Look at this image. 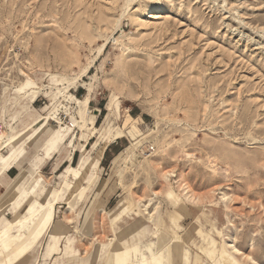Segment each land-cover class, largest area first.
<instances>
[{"label": "rangeland", "instance_id": "1", "mask_svg": "<svg viewBox=\"0 0 264 264\" xmlns=\"http://www.w3.org/2000/svg\"><path fill=\"white\" fill-rule=\"evenodd\" d=\"M27 77L37 85L76 78L67 91L79 99L93 88L87 107L93 125L86 136L78 126L73 133L77 151L87 142L73 165L82 154L89 163L55 207L61 249L43 257L46 234L19 264H112L104 246L111 243L108 251L137 245L144 253L150 244L165 254L173 219L191 260L192 240L208 230V219L222 233L219 243L264 264V0H0L3 134L23 129L28 115L49 104L38 94L30 112L21 108L32 95ZM17 87L25 97L16 96ZM57 115L66 124L77 117L75 100H63ZM106 117L111 134L103 141L96 132ZM105 142L114 148L104 156ZM114 149L121 152L113 159ZM65 165L34 173L43 178V191L34 193L40 202L64 187ZM166 172L168 179L161 177ZM166 182L189 207L186 215L169 203ZM123 200L133 211L118 218ZM86 221L90 232L82 233ZM67 239L76 251L71 260L63 255Z\"/></svg>", "mask_w": 264, "mask_h": 264}, {"label": "bare ground", "instance_id": "2", "mask_svg": "<svg viewBox=\"0 0 264 264\" xmlns=\"http://www.w3.org/2000/svg\"><path fill=\"white\" fill-rule=\"evenodd\" d=\"M128 5L129 3L124 4V9L122 8L123 11L121 13L122 16L126 12ZM155 7L158 9L160 6L157 5ZM129 16L131 22H137V25L142 24V22L138 21L136 18L135 13H130ZM114 31H116V29ZM91 67L92 63L81 71L78 79L87 75ZM51 77L55 78L54 75ZM26 80L33 83V79L29 77H27ZM75 83L76 78L61 83L53 80L48 84L42 85L33 83V86L31 87L32 95L30 98H26V103L24 104L26 112L31 110L29 107L33 100L37 98L38 94H45L49 98V104L42 106L39 109V113L36 115H28L27 118L29 119V123L23 129L14 131L11 127V129L9 128V131L11 132L7 131L5 134H3V131L0 132V151L6 150L3 154H0V177L2 176L3 171L15 163L24 153L27 144L41 134L50 118L55 120L58 126L55 127L51 134L45 139L43 146L40 148V150H42L41 156L46 160L49 159L53 153L60 152L61 147L77 126L82 131L81 136H86L85 131L91 130L93 121L87 116V107L92 97L93 88L90 87L82 99L75 98L67 91L69 86L74 85ZM14 92L18 97H25V93L21 92L18 87L14 89ZM68 97L74 99L77 103L78 116L71 117V121L66 124L62 122L63 120L61 121L57 114L59 105H61L62 101L66 100ZM113 104L114 98L111 97L110 101L106 104V109L111 111ZM108 120V117H106L103 126L96 132V134L98 133L103 136V141H105L111 134L108 128ZM119 137H121V135L118 134L113 136L111 140ZM88 158V155L83 154L76 167L70 164L63 167L60 176L64 179L65 185L63 188L54 189L51 192L49 202L45 205H42L32 194L35 186L42 179L41 176H39L38 180L33 182L28 188H22L18 185V181H12L11 186L5 189L6 192L14 193L16 191V193L14 194L13 202H8L0 208V215L1 212L3 213L5 211L14 214L13 219L4 226H2L3 220H0V264H19L25 261L34 252L50 229L52 218L54 216V204L60 199L65 190L73 187V180L81 176V171L83 166L88 162ZM97 171L98 170L95 172V177L98 174ZM169 176H171V174L166 172L163 173L161 177L168 179ZM95 177L89 178L88 183L92 184ZM166 184L168 186L166 197L169 199V203L176 208V211L183 212V214L186 215L189 212V207L180 200L179 195L173 191L172 187L168 185V182H166ZM70 205L71 202H69V206ZM191 207L192 210L200 208L198 204L194 203H192ZM131 211H133V204L127 200H123L119 203L117 217H128L130 216ZM138 213L139 212H137V215ZM150 218L151 216L147 219L150 220ZM0 219H2L1 216ZM206 221L208 224L207 227H209L208 230H206V232L205 230L197 231L196 236L198 239L194 237L192 240V245L196 253L193 260L190 259L189 251L182 248L179 243V236L176 233L179 225L176 224L174 219L172 226L167 227V231L172 235V240L171 244L167 246V252L165 254L163 253L162 248L158 245L151 246L150 244L145 246L144 253L139 251L137 245L123 249H119L115 246L111 247L108 251L109 245H113V243H111L104 245L105 248L107 247L105 259L106 261H112V264H205V261L209 264H249L250 261L253 264H258L252 258L240 252V250L231 243L228 245H226L224 241L219 243V240L222 239L221 231L215 228L214 222H211L208 219ZM218 244L221 245L219 248ZM101 251L102 250L100 249L99 253ZM137 252L139 253V256H135L134 259L131 258V256L137 254ZM64 256L67 260H71L76 257V253H64ZM36 263L37 259H35L33 264ZM79 264L88 263L81 261Z\"/></svg>", "mask_w": 264, "mask_h": 264}, {"label": "crops", "instance_id": "3", "mask_svg": "<svg viewBox=\"0 0 264 264\" xmlns=\"http://www.w3.org/2000/svg\"><path fill=\"white\" fill-rule=\"evenodd\" d=\"M34 100L31 103L32 107L31 106L29 107L30 109L34 108L33 104L35 103V101H37V99L35 101ZM25 103H26V101L24 103H22L21 108L22 109L24 108L23 110L26 112L25 107H24ZM30 111H27V112H30ZM54 129L55 128L52 129L51 122H49L43 128L41 134L38 135L35 139L31 140L27 144V146L25 148L27 152L24 151V153H26L27 155L24 156V154H22L15 163H13L11 166L7 167L3 171L2 176L0 177V208L4 204H6L8 202L11 203L14 200V194L16 193V191L14 193H10V192H6L5 191V189L7 187L11 186L12 181H18V185H20L22 188H28L27 186H25V185H27V183H29L31 181V183H30V185H31L33 182L38 180L39 176H41V174H37V176H34V173H39L40 169H44L48 165H49V168H52L53 165L57 161H59V164H63L64 162H66V165L70 164V165H72L74 167H76L78 165L79 160H80V158H81V156L83 154L80 155V157L78 158L76 164L73 165L74 158H75V156H77L76 152L83 151L85 149V146H86L87 142H83V144L80 143V145H79L80 147H79V149L77 151L76 144H75L74 137H73V133L74 132L70 135L69 138H67L66 142L61 147L60 152L53 153L51 155V157L49 159H47V160L44 157L41 156L42 155V150H40V148L43 146V144L45 142V139L51 134V132ZM119 138H116V139H119ZM116 139H114V140H116ZM114 140H111V141H114ZM108 146H107V143L105 145H103L100 148L101 150H100L99 154L100 155L104 154V156H105L112 150V148H114L113 146H111V147H108ZM68 147L71 148L70 153L67 155L66 159H63V158H65L63 151H65ZM118 151H119V149H116V150L114 149V153H116V154L113 157V159L121 152V151L120 152H118ZM88 163L89 162H87L83 166V169H82L81 173L85 170V168L87 167ZM62 170H63V168H62ZM59 176H60V174H59ZM63 181H64V179H63ZM41 182H43V178L35 186V188L33 190V193H32L33 195L36 192H37V194H40L43 191V187L41 186ZM61 197H60V199H61ZM50 198H51V194H50ZM49 200L46 201V202H40L39 199H38V201L42 205L47 204L49 202ZM59 200L56 201V203L54 204V207H53L54 216L52 218V223H51L50 229L47 232L48 240H47V245H46L43 257H51V258H53L54 255L58 253L59 249H61L60 240H61V237L63 235V231H62V227H61V225H62L61 222L62 221L56 220V218H55V213H56V208L55 207L58 204ZM67 203H68V207L70 209L69 202H67ZM7 215L12 216L14 214L12 212H9V211H5L3 213L1 212L0 216H1L2 219H0V220L1 221L3 220L2 226H4L5 224L9 223L13 219L12 218L11 220H9L8 218H6ZM89 232H90V224L88 223V221H86L85 224H84V227L82 229V233H89ZM72 243H73V239H67L65 241V244H64V247H63L64 253H75L76 252L75 249H73V247H72L73 246ZM64 253H63V255H64ZM36 264H38V261H37Z\"/></svg>", "mask_w": 264, "mask_h": 264}, {"label": "built area", "instance_id": "4", "mask_svg": "<svg viewBox=\"0 0 264 264\" xmlns=\"http://www.w3.org/2000/svg\"><path fill=\"white\" fill-rule=\"evenodd\" d=\"M2 131V126H1V124H0V132Z\"/></svg>", "mask_w": 264, "mask_h": 264}, {"label": "trees", "instance_id": "5", "mask_svg": "<svg viewBox=\"0 0 264 264\" xmlns=\"http://www.w3.org/2000/svg\"><path fill=\"white\" fill-rule=\"evenodd\" d=\"M118 153V152H117Z\"/></svg>", "mask_w": 264, "mask_h": 264}]
</instances>
